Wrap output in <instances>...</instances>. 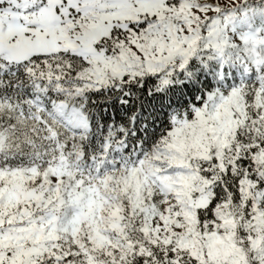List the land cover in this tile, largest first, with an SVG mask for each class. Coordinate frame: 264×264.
Segmentation results:
<instances>
[{"label":"snow or ice","instance_id":"obj_1","mask_svg":"<svg viewBox=\"0 0 264 264\" xmlns=\"http://www.w3.org/2000/svg\"><path fill=\"white\" fill-rule=\"evenodd\" d=\"M0 264H264V0H0Z\"/></svg>","mask_w":264,"mask_h":264}]
</instances>
